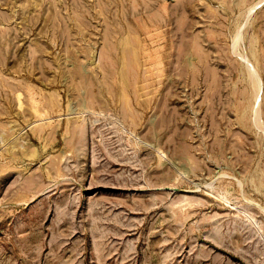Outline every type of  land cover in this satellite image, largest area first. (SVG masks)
<instances>
[{
    "label": "rangeland",
    "instance_id": "obj_1",
    "mask_svg": "<svg viewBox=\"0 0 264 264\" xmlns=\"http://www.w3.org/2000/svg\"><path fill=\"white\" fill-rule=\"evenodd\" d=\"M0 264H264V0H0Z\"/></svg>",
    "mask_w": 264,
    "mask_h": 264
},
{
    "label": "bare ground",
    "instance_id": "obj_2",
    "mask_svg": "<svg viewBox=\"0 0 264 264\" xmlns=\"http://www.w3.org/2000/svg\"><path fill=\"white\" fill-rule=\"evenodd\" d=\"M241 32V31H240ZM238 40H236V42H237ZM240 43V42H239ZM236 47H237V45H236ZM247 65V64H246ZM69 66V65H68ZM248 67V66H247ZM252 67V66H251ZM250 66H249V72H250V78H251V80H252V84H251V82H250V84L252 85V86H256L257 84H258V77H257V75L254 73V70H253V68H251ZM254 67V66H253ZM253 88V87H252ZM253 90H256L255 88L253 89ZM255 93H257L256 91L254 92V95H256ZM258 96V95H257ZM256 99V98H255ZM256 108V107H255ZM257 109V108H256ZM70 111V110H69ZM259 111V110H258ZM258 113V112H257ZM256 119H257V117H256ZM259 119V118H258ZM257 119V120H258ZM74 127V126H73Z\"/></svg>",
    "mask_w": 264,
    "mask_h": 264
}]
</instances>
